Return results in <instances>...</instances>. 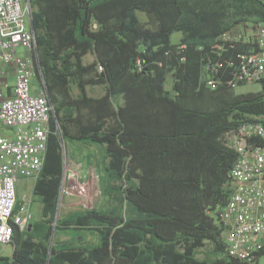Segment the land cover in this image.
Listing matches in <instances>:
<instances>
[{"label":"trees","instance_id":"trees-1","mask_svg":"<svg viewBox=\"0 0 264 264\" xmlns=\"http://www.w3.org/2000/svg\"><path fill=\"white\" fill-rule=\"evenodd\" d=\"M29 3L54 116L35 187L41 219L33 220L30 232L14 229L12 256L0 257V264H243L227 256L215 215L229 201L237 161L226 135L264 116V85L258 93L211 91L204 63L224 32L264 21V0ZM138 12L149 17L147 26ZM174 33L182 35L175 44ZM89 54L95 60L84 64ZM169 74L171 91L165 88ZM95 85L105 87L103 96L87 95L86 87ZM116 97L122 102L115 104ZM61 139L105 148V204L75 211L54 226ZM69 229L77 231L74 243L61 247L53 234L66 236ZM82 231L97 236L98 244L82 245L89 239ZM208 245V257L200 260Z\"/></svg>","mask_w":264,"mask_h":264},{"label":"built area","instance_id":"built-area-1","mask_svg":"<svg viewBox=\"0 0 264 264\" xmlns=\"http://www.w3.org/2000/svg\"><path fill=\"white\" fill-rule=\"evenodd\" d=\"M25 2L0 0V121L15 130L12 135L0 132V245H10L14 229L27 231L34 220L35 187L54 116L40 77L36 39L29 25L31 10ZM137 64L141 67L140 61ZM8 70H13L11 88L5 82ZM204 73L211 91L264 85V21L236 26L219 36L213 55L204 63ZM32 78L39 83L34 95ZM226 140L237 161L229 175L231 196L215 217L223 229L227 256L243 264L255 263L264 253V124L259 119L242 124ZM62 163L58 212L95 208L97 169L70 158L63 145ZM19 185L27 189L23 194L18 192Z\"/></svg>","mask_w":264,"mask_h":264},{"label":"rangeland","instance_id":"rangeland-1","mask_svg":"<svg viewBox=\"0 0 264 264\" xmlns=\"http://www.w3.org/2000/svg\"><path fill=\"white\" fill-rule=\"evenodd\" d=\"M28 0H26L25 3H27ZM234 10L231 9L230 10V16H235L234 15ZM138 17L140 18V21L142 22V24L144 26H147L148 22H149V17L141 12L137 13ZM236 19H242L245 20L246 17H239ZM247 21H252V20H247ZM245 23L241 22L238 26L244 25ZM96 28V26H95ZM182 35L180 33H174L171 36V42L173 44L178 43L181 39ZM93 62V58L92 55H87L83 58V63L84 64H89ZM13 77L11 74L8 75V84L11 85L13 83V79L11 78ZM165 88L168 91L172 90V75L169 74L167 76L166 79V83H165ZM73 89V95L74 96H78L79 92L77 90L76 87H72ZM236 94H248V93H258L261 91V85L259 84H247V85H243L238 87L237 89L233 90ZM30 92L32 95L37 94L39 92V83L37 81V79L32 78L31 79V86H30ZM86 93L89 97H93V98H98L101 97L105 94V87L104 86H87L86 87ZM122 102V98L121 97H116V99L114 100L115 104ZM260 121L264 122V116L261 118H258ZM0 132L2 133V135H9V134H14L15 130H10L7 129L0 121ZM64 145V149L67 152V154H69L70 158L78 160V161H85L86 158H88L90 160V162H92V164H94L97 168L101 169L105 163V148L102 145L99 144H87L85 142H77V141H72V140H66L63 142ZM84 156L86 158H84ZM99 178H101L102 173L101 171H97ZM98 182V183H97ZM19 194H23L27 189L22 187V185H19L17 187ZM94 194L95 196H93L92 198V205H94L97 208H101L102 206L104 207L105 201L104 199L101 197V193H100V186H99V180L96 181V184L94 185ZM41 208L42 205L40 203V200L36 197L34 200V203L32 205V214L35 220L41 219ZM75 211H81V209H75V208H65V209H61L59 211V213L57 214V220L59 218H66L68 216H70V214H73V212ZM214 215V213H213ZM216 220V219H215ZM217 221V220H216ZM82 234H80V236H89V239H86L84 242H82V245H92L95 246L98 244V239L97 236H92L91 233L85 231V232H81ZM77 231L73 230V229H69L66 232V236H62L59 234V232H56V235L53 234V240H55V242H62L61 244H63L61 247H70L73 245L74 241V237L76 236ZM80 238V237H79ZM87 242V243H86ZM57 246V245H56ZM210 251V246H206L205 248H203L202 250H200L199 254H198V258L200 260H204L206 259L208 256V252ZM12 246L11 245H0V257L2 258H11L12 256ZM250 264H264V253L261 254L257 261H255V263H250Z\"/></svg>","mask_w":264,"mask_h":264},{"label":"crops","instance_id":"crops-1","mask_svg":"<svg viewBox=\"0 0 264 264\" xmlns=\"http://www.w3.org/2000/svg\"><path fill=\"white\" fill-rule=\"evenodd\" d=\"M19 53H20V54H23V53H24V50H19ZM89 55H91V54H89ZM92 58H93V62H94V60H95L94 55H92ZM91 62H92V61H91ZM93 62H92V63H93ZM89 64H90V63H89ZM9 74H11V75L13 76V70H8V75H9ZM11 78L13 79V83H12L11 85H9L10 88L13 87V84H14V77H11ZM5 82L8 83V77H7V79L5 80ZM5 90H6L7 92H9L7 89H5ZM84 158H86V157L84 156ZM87 159H88V158H86V160H87ZM88 161H89V159H88ZM88 161H87V162H88Z\"/></svg>","mask_w":264,"mask_h":264},{"label":"clouds","instance_id":"clouds-1","mask_svg":"<svg viewBox=\"0 0 264 264\" xmlns=\"http://www.w3.org/2000/svg\"><path fill=\"white\" fill-rule=\"evenodd\" d=\"M28 3V2H27ZM29 6H30V4H29ZM30 10H31V8H30ZM31 28H32V26H31ZM62 145H63V141H62ZM64 146V145H63ZM88 161V159L87 160H85V161H81L80 160V162L81 163H84L85 165H87V166H90V167H93V168H96L97 169V171H99L100 169L99 168H97L94 164H92V162H90L89 163V161ZM99 186H100V178H99ZM101 193V192H100ZM102 197V196H101ZM93 209H98L97 207H95V208H93ZM59 212H58V210H57V214H58Z\"/></svg>","mask_w":264,"mask_h":264},{"label":"water","instance_id":"water-1","mask_svg":"<svg viewBox=\"0 0 264 264\" xmlns=\"http://www.w3.org/2000/svg\"><path fill=\"white\" fill-rule=\"evenodd\" d=\"M28 4H30V3H29V0H28ZM29 25H30V28H31V17H29ZM95 26H96V28H97V25H95ZM32 30H33V29H32ZM61 141H63V140L61 139ZM56 222H57V213H56V215H55L54 226H55ZM31 229H32V224H30V225L28 226V232H30ZM51 246H52V245H51ZM51 246H50V247H51Z\"/></svg>","mask_w":264,"mask_h":264}]
</instances>
